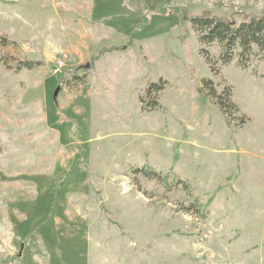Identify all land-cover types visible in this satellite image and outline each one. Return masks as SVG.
<instances>
[{
	"label": "rangeland",
	"instance_id": "obj_1",
	"mask_svg": "<svg viewBox=\"0 0 264 264\" xmlns=\"http://www.w3.org/2000/svg\"><path fill=\"white\" fill-rule=\"evenodd\" d=\"M206 13L264 0H0V264H264V52Z\"/></svg>",
	"mask_w": 264,
	"mask_h": 264
},
{
	"label": "trees",
	"instance_id": "obj_2",
	"mask_svg": "<svg viewBox=\"0 0 264 264\" xmlns=\"http://www.w3.org/2000/svg\"><path fill=\"white\" fill-rule=\"evenodd\" d=\"M185 18L192 23L198 32L202 44L212 45L216 43L220 46L221 54L219 62L223 65H228L235 57H239V65L246 69L251 63L250 59L253 56L255 47L264 52V16H242L241 19H236L231 17L220 18L206 13L194 16L186 14ZM203 53L208 57L207 61L211 66L217 64L214 59L209 57V54L206 52ZM39 65L40 63L27 61L23 63L22 67H25L27 70H32L35 66ZM212 69L215 74H218L215 67H212ZM164 88V82L150 87L148 91V105L153 110L158 107V104L155 100L152 102L150 97L155 93L162 92ZM204 88L209 90L207 96L216 101L222 113L227 118H230L234 112L238 113L236 112L238 108L231 101L232 91L226 90L223 94H217L213 81H206ZM156 175L157 173L153 171V176ZM158 176L160 177L159 174Z\"/></svg>",
	"mask_w": 264,
	"mask_h": 264
},
{
	"label": "water",
	"instance_id": "obj_3",
	"mask_svg": "<svg viewBox=\"0 0 264 264\" xmlns=\"http://www.w3.org/2000/svg\"><path fill=\"white\" fill-rule=\"evenodd\" d=\"M59 92H60V88L56 89L55 94H54V98H56L58 96Z\"/></svg>",
	"mask_w": 264,
	"mask_h": 264
}]
</instances>
